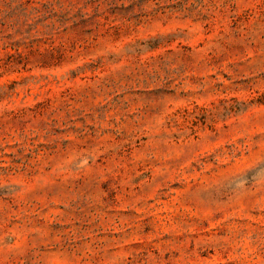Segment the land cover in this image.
Returning <instances> with one entry per match:
<instances>
[{
    "label": "rangeland",
    "instance_id": "374dc122",
    "mask_svg": "<svg viewBox=\"0 0 264 264\" xmlns=\"http://www.w3.org/2000/svg\"><path fill=\"white\" fill-rule=\"evenodd\" d=\"M0 264H264V0H0Z\"/></svg>",
    "mask_w": 264,
    "mask_h": 264
}]
</instances>
